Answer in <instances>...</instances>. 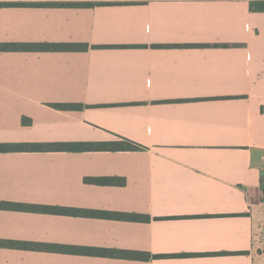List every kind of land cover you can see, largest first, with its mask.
<instances>
[{
    "label": "crops",
    "instance_id": "obj_1",
    "mask_svg": "<svg viewBox=\"0 0 264 264\" xmlns=\"http://www.w3.org/2000/svg\"><path fill=\"white\" fill-rule=\"evenodd\" d=\"M256 1L0 0V43L87 45L0 51V143L141 145L0 152V264H264Z\"/></svg>",
    "mask_w": 264,
    "mask_h": 264
},
{
    "label": "trees",
    "instance_id": "obj_2",
    "mask_svg": "<svg viewBox=\"0 0 264 264\" xmlns=\"http://www.w3.org/2000/svg\"><path fill=\"white\" fill-rule=\"evenodd\" d=\"M67 5H92L91 3H65ZM250 8L256 11L264 12V1H256L250 3ZM87 47L83 43H0V51L2 50H21V49H37V50H84ZM54 107L59 109H78L81 107L80 104L74 103H53ZM23 119V122H26ZM64 148H80L90 150H137L141 148V145L126 139L118 138L112 141L102 142H75V143H64V142H23V143H0V152L5 151H17V150H47V149H64ZM98 182L120 183V179L113 178H99L96 179ZM19 206L13 203L1 202L0 207H11ZM123 217L136 219L138 216L135 215H124ZM0 247H28V243L23 242H12L0 239ZM138 254V253H134ZM133 254V255H134ZM139 255H137L138 257Z\"/></svg>",
    "mask_w": 264,
    "mask_h": 264
},
{
    "label": "built area",
    "instance_id": "obj_3",
    "mask_svg": "<svg viewBox=\"0 0 264 264\" xmlns=\"http://www.w3.org/2000/svg\"><path fill=\"white\" fill-rule=\"evenodd\" d=\"M256 236H257V235H254V234H253V239H254V237H256Z\"/></svg>",
    "mask_w": 264,
    "mask_h": 264
}]
</instances>
